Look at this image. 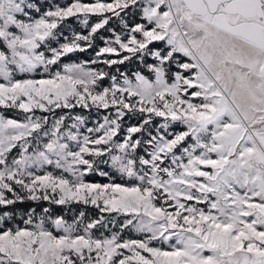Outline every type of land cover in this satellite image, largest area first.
<instances>
[{
    "label": "snow or ice",
    "instance_id": "1",
    "mask_svg": "<svg viewBox=\"0 0 264 264\" xmlns=\"http://www.w3.org/2000/svg\"><path fill=\"white\" fill-rule=\"evenodd\" d=\"M0 109V264H264V0H0Z\"/></svg>",
    "mask_w": 264,
    "mask_h": 264
},
{
    "label": "rangeland",
    "instance_id": "2",
    "mask_svg": "<svg viewBox=\"0 0 264 264\" xmlns=\"http://www.w3.org/2000/svg\"><path fill=\"white\" fill-rule=\"evenodd\" d=\"M46 2H59V3L63 4L65 2H67V0H40V3H46ZM129 19L138 21L139 17L138 16L129 17ZM67 23H69L72 28L80 30V25L74 19L71 21H68ZM111 26L114 28H119V25L117 23H112ZM66 34L70 35V32H67V30H66ZM101 36H103L104 38H111V33L108 31H105V30H101V32L97 34V37L94 40L93 48L89 49L88 52L71 54L69 57L64 58V62H66V63H80V62L88 61V60L94 58L95 50H97L99 47L104 46V42L100 38ZM92 67H99V66L92 65ZM119 67H120L121 71H126V70L134 71L136 66L134 64H132L131 62H129L127 65H120ZM37 78H39V77H37ZM107 83L108 82L106 81L105 86H107ZM61 111L67 112L68 110H66V109L65 110H57V113H60ZM72 111H73V113H81L82 112L84 114H87L86 110L79 109V108L73 109ZM95 111L96 110L93 109V114H94L93 119L95 118ZM0 113L6 115L9 118H14V119H18V120H22L24 118V114L19 113L17 110L0 109ZM36 114L37 115H51V114H44V113H40V112H37ZM159 121H160V118H156V120L153 121V124L156 125V124H158ZM129 122H130V120L127 121L128 124H129ZM177 130H179L178 127H177ZM137 135H139V134H137ZM14 153H15V150H14ZM101 167L103 170L108 171L110 175L116 176V179L114 181H110L107 177H101L98 174H90L89 176L85 177V179L88 182L101 183V184L109 183V182H115V183H119V184H123V185H130L132 183L131 181H127L125 179L120 178L117 174H115L111 170V168L108 165H102ZM25 201H27V200H25ZM34 203H36L37 205H39L41 203H42V205L46 204V206H44V207L42 206L43 209L49 208L50 210H51V207L56 206L53 204H49L47 201L34 202ZM73 204H75V203H72V204H69L66 206H71ZM19 205H20V203H17L16 205L13 206L15 209H17V212H15L17 222H20V217L26 215V213L30 212L32 209L36 210L37 215H44L42 209H40L41 207L32 208L31 210L25 211ZM80 205L83 206V208H88L89 210H91V214L84 212L86 218H88V219H94V218H97L101 215L99 209L95 208L92 205H84V204H80ZM89 210H87V211H89ZM73 211H74V209L72 210V212H70V211L65 212L66 217L64 216V218L66 220H68L70 223L73 221V219L78 218L79 213H80V212H76V211L73 212ZM51 215H53L52 212H51ZM103 215L108 216L109 214H103ZM110 215L116 216L117 214L112 213ZM124 219H125L124 216H118L117 217V223H119L120 221H122ZM113 230H115V229H113ZM105 234H108V233H105ZM122 235H123V238H125V239L140 238L139 234L135 233L134 231H130L128 229H125Z\"/></svg>",
    "mask_w": 264,
    "mask_h": 264
},
{
    "label": "trees",
    "instance_id": "3",
    "mask_svg": "<svg viewBox=\"0 0 264 264\" xmlns=\"http://www.w3.org/2000/svg\"><path fill=\"white\" fill-rule=\"evenodd\" d=\"M137 122H138L137 120L132 119V120H130L129 124H136ZM19 206L22 207L23 210L28 211V210H31L32 208H37V207H41L40 209H43V207L46 206V204L42 205V203H41V204L37 205L33 201L27 200V201H24L23 203H20ZM11 207L14 208L13 206H11ZM73 209H74L73 212L83 211V212H87V213L91 214V210H89L88 208H83V206H81L80 204H73L71 206L56 205V206L51 207V212H52L53 216H63V217L65 216L66 217L65 212L66 211L72 212ZM87 210H89V211H87ZM15 212H17V209H15Z\"/></svg>",
    "mask_w": 264,
    "mask_h": 264
}]
</instances>
